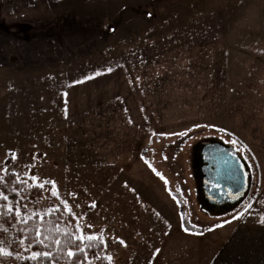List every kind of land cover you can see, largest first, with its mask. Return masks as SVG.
<instances>
[{
  "label": "rangeland",
  "instance_id": "1",
  "mask_svg": "<svg viewBox=\"0 0 264 264\" xmlns=\"http://www.w3.org/2000/svg\"><path fill=\"white\" fill-rule=\"evenodd\" d=\"M215 142L249 174L223 214L199 205L191 166ZM6 175L54 182V203L8 207L24 220L67 205L110 264H208L228 232L264 237V0H0ZM15 240L1 219L0 264H73Z\"/></svg>",
  "mask_w": 264,
  "mask_h": 264
},
{
  "label": "trees",
  "instance_id": "2",
  "mask_svg": "<svg viewBox=\"0 0 264 264\" xmlns=\"http://www.w3.org/2000/svg\"><path fill=\"white\" fill-rule=\"evenodd\" d=\"M23 180L25 183H19L15 176L6 175L0 185V220L10 225L15 234V244L21 240L25 241L30 250L41 254L48 252L55 260L70 258L73 264H86L87 259L110 264L103 255L105 248L103 238L100 236L92 240H81L76 219L65 206L52 208L47 215H34L24 220L16 215L17 212L19 213L18 208L9 211L8 198L26 207L42 198L45 191L51 203H54L52 190L47 189L48 186L43 189L31 184L30 179L23 178ZM4 196L7 197L6 200L3 199ZM57 240L60 241L59 245L55 243ZM69 251L74 252L75 255L69 257L67 255Z\"/></svg>",
  "mask_w": 264,
  "mask_h": 264
},
{
  "label": "flooded vegetation",
  "instance_id": "3",
  "mask_svg": "<svg viewBox=\"0 0 264 264\" xmlns=\"http://www.w3.org/2000/svg\"><path fill=\"white\" fill-rule=\"evenodd\" d=\"M226 151L229 152L228 147L220 145L202 148L198 152L194 149L191 166L197 178V199L199 205L209 213L229 212L231 208L238 206L237 202L242 198V196L234 197L230 193L223 195L216 191L214 171L217 168V160L214 159V152H217V157H221Z\"/></svg>",
  "mask_w": 264,
  "mask_h": 264
},
{
  "label": "crops",
  "instance_id": "4",
  "mask_svg": "<svg viewBox=\"0 0 264 264\" xmlns=\"http://www.w3.org/2000/svg\"><path fill=\"white\" fill-rule=\"evenodd\" d=\"M237 217L240 216L234 217L218 228H223L226 232L227 228L235 223ZM229 234V232L224 234L223 240H213L211 244L216 246V253L210 258L208 264H264V237L254 235L251 227H247L245 232L242 229L238 236L233 237Z\"/></svg>",
  "mask_w": 264,
  "mask_h": 264
},
{
  "label": "water",
  "instance_id": "5",
  "mask_svg": "<svg viewBox=\"0 0 264 264\" xmlns=\"http://www.w3.org/2000/svg\"><path fill=\"white\" fill-rule=\"evenodd\" d=\"M219 145L228 147L215 142L211 145L201 144L195 150L198 152L202 148L217 147ZM228 150L229 152L226 151L221 157H217V152H214V159L217 160V168L214 171L215 186L217 187L216 191L223 195L230 193L234 197L242 196L237 202L239 205L250 189L249 174L238 153L230 147H228Z\"/></svg>",
  "mask_w": 264,
  "mask_h": 264
},
{
  "label": "snow or ice",
  "instance_id": "6",
  "mask_svg": "<svg viewBox=\"0 0 264 264\" xmlns=\"http://www.w3.org/2000/svg\"><path fill=\"white\" fill-rule=\"evenodd\" d=\"M221 131H222V130H221ZM178 135H187V133H184V134H178ZM232 143H235V141H232ZM149 166L151 167V165H149ZM153 171H155V169H153ZM156 174H157V175H160L159 173H156ZM161 179H163L162 176H161ZM165 183H167V181H165ZM41 187H42V185H41ZM52 195H53V196L58 195L57 192L55 191V184H54V182H53V192H52ZM3 199L6 200L7 197L4 196ZM66 207H67V205H66ZM93 207H94V205H93ZM248 207H251V205H249ZM9 211H11V209H9ZM69 211H70V210H69ZM16 215H19V213L17 212ZM237 218H239V217H237ZM259 222L262 223V224H264V216H261V217H260ZM80 238L83 239V236H81ZM88 239H89V240H92V239H96V238H95V237H88ZM55 243H56L57 245H59L60 241L57 240V241H55ZM121 243H123V242L121 241ZM0 252H3V255H4V256H10V255H11L10 252L3 251L2 249H0ZM67 255H68L69 257H73V256L75 255V253L72 252V251H69V252L67 253ZM40 256H41V253H33L32 259H38ZM43 256H44L45 258H49V257H50V253L45 252V253H43ZM107 259H108L109 261H111V257H108Z\"/></svg>",
  "mask_w": 264,
  "mask_h": 264
}]
</instances>
